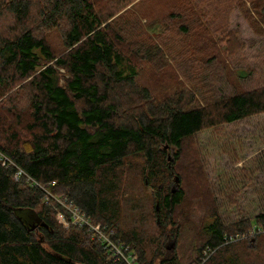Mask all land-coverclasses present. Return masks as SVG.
Instances as JSON below:
<instances>
[{
  "label": "trees",
  "instance_id": "1",
  "mask_svg": "<svg viewBox=\"0 0 264 264\" xmlns=\"http://www.w3.org/2000/svg\"><path fill=\"white\" fill-rule=\"evenodd\" d=\"M138 1L0 0V151L50 194L112 230L134 251V264H239L231 252L264 234V212L226 223L212 206L188 262L166 242H177L182 229L176 212L183 184L203 175L187 141L264 112V84L246 89L239 74L229 93L216 84L218 69L235 74L229 61L244 47L229 27L231 12L260 33L264 0H171L149 24ZM53 29L59 53L47 39ZM142 63L158 77L167 66L177 72L164 99L137 83ZM129 158L153 187L156 235L146 236L138 222L124 224L118 189ZM14 171L0 162V264H128L108 258L85 228H64L55 218L60 204L24 175L14 180ZM172 173L178 183L168 181ZM24 210L43 224L30 229L18 216ZM136 215L133 222L146 221Z\"/></svg>",
  "mask_w": 264,
  "mask_h": 264
},
{
  "label": "rangeland",
  "instance_id": "2",
  "mask_svg": "<svg viewBox=\"0 0 264 264\" xmlns=\"http://www.w3.org/2000/svg\"><path fill=\"white\" fill-rule=\"evenodd\" d=\"M170 1L140 0L134 7L144 16L143 19L147 18L149 24L167 9ZM235 10L237 9L229 16V27L239 31L244 47L229 61L235 74L230 70L225 72L218 69L220 80L216 81V84L221 93L232 91L238 74L242 87L246 89L264 84V27L259 29L258 33L238 10L234 13ZM47 39L55 52L64 50L59 33L55 29L47 32ZM140 70L142 71L137 83L148 87L153 98L164 99L177 74L175 69L167 66L159 77L154 74L149 63H142ZM185 149L189 151L192 160L196 157L199 163H202L203 175L198 180L190 181V178H187L183 184L186 198L180 206L181 209L176 212L182 229L177 242L168 239L166 244H173L171 249H176L182 260L187 261L194 255L195 244L192 241L196 240L195 237L200 232V222L212 206L226 223L233 222L243 215L254 217L264 212V112L215 128L203 129L187 141ZM167 159L173 162L172 149L167 151ZM181 162L182 159V166ZM125 164L120 174L118 189L126 217L124 224L132 227L138 222L139 227L145 229V234L156 235L159 231L152 217L153 187L144 184L141 164L134 162L132 158ZM175 177L177 173H172L168 181L173 182ZM160 182L162 181H158L156 185H161ZM131 200L137 204L130 203ZM133 205L140 208L135 209ZM134 214H143L146 221L134 220V224ZM246 244L255 245L249 250L250 247ZM234 248L231 255L235 254L239 264H264V234L241 242Z\"/></svg>",
  "mask_w": 264,
  "mask_h": 264
},
{
  "label": "built area",
  "instance_id": "3",
  "mask_svg": "<svg viewBox=\"0 0 264 264\" xmlns=\"http://www.w3.org/2000/svg\"><path fill=\"white\" fill-rule=\"evenodd\" d=\"M3 161L6 165L10 164L15 166V171L13 173L14 180H18L24 175L26 180L29 181L31 185H37L40 188L46 190L43 185L32 179L31 176L26 174L20 167L16 166L13 161H11L3 152L0 151V162ZM46 191L48 192V195H51L52 198L60 204V207L56 210L55 218L59 223L62 224L64 228H68L72 225L85 228L90 234L91 238L98 241L107 251L108 258L114 260H124L128 264H134V260L136 258L134 251L119 239L112 237V230L108 229L105 225L93 223L89 216L80 207L73 204L72 202H68L64 198H59L53 194H50L48 190ZM260 230L261 229L259 228L252 232H258Z\"/></svg>",
  "mask_w": 264,
  "mask_h": 264
},
{
  "label": "water",
  "instance_id": "4",
  "mask_svg": "<svg viewBox=\"0 0 264 264\" xmlns=\"http://www.w3.org/2000/svg\"><path fill=\"white\" fill-rule=\"evenodd\" d=\"M178 180H179L178 177H175V183H178ZM26 212H28V213H26ZM18 216L22 220V222L26 226H28L30 229L34 228L38 224H43L42 222H40V219L36 216V214H34V212H31L28 210L20 211L18 213ZM172 246H173V244H172ZM172 246H168L167 248H171Z\"/></svg>",
  "mask_w": 264,
  "mask_h": 264
}]
</instances>
